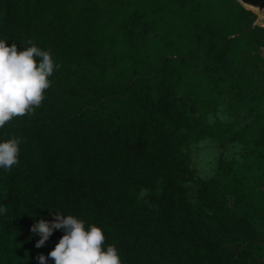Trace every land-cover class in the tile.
Instances as JSON below:
<instances>
[{"label": "trees", "instance_id": "obj_1", "mask_svg": "<svg viewBox=\"0 0 264 264\" xmlns=\"http://www.w3.org/2000/svg\"><path fill=\"white\" fill-rule=\"evenodd\" d=\"M235 0H0V39L59 66L0 170V264L31 226L104 230L122 264H264V27Z\"/></svg>", "mask_w": 264, "mask_h": 264}, {"label": "clouds", "instance_id": "obj_2", "mask_svg": "<svg viewBox=\"0 0 264 264\" xmlns=\"http://www.w3.org/2000/svg\"><path fill=\"white\" fill-rule=\"evenodd\" d=\"M25 45L18 51L15 43L8 45L0 39V129L40 106L51 86L50 77L59 67L49 51L33 42ZM21 142L15 136L0 138V170L19 163ZM61 229L64 234L48 252L53 264H122L116 246L105 243L102 228L59 211L51 221L39 219L32 224L31 233L39 235L35 247L43 246L54 230ZM37 260L46 264L43 254Z\"/></svg>", "mask_w": 264, "mask_h": 264}, {"label": "water", "instance_id": "obj_3", "mask_svg": "<svg viewBox=\"0 0 264 264\" xmlns=\"http://www.w3.org/2000/svg\"><path fill=\"white\" fill-rule=\"evenodd\" d=\"M244 9L251 11L256 16L254 25L264 27V0H235ZM264 53V49H263Z\"/></svg>", "mask_w": 264, "mask_h": 264}, {"label": "rangeland", "instance_id": "obj_4", "mask_svg": "<svg viewBox=\"0 0 264 264\" xmlns=\"http://www.w3.org/2000/svg\"><path fill=\"white\" fill-rule=\"evenodd\" d=\"M264 54V53H263Z\"/></svg>", "mask_w": 264, "mask_h": 264}]
</instances>
